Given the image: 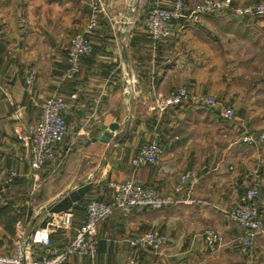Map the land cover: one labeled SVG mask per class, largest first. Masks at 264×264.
<instances>
[{
  "label": "crops",
  "instance_id": "crops-1",
  "mask_svg": "<svg viewBox=\"0 0 264 264\" xmlns=\"http://www.w3.org/2000/svg\"><path fill=\"white\" fill-rule=\"evenodd\" d=\"M171 1L0 0V179L14 171L12 186L26 185L16 190L20 197H14L13 188H0V207L11 204L18 214L13 233L0 225V254L10 252L13 243L44 221L40 214L51 196L41 194V205L31 211L27 195L40 176L38 191L51 193L47 186L54 162L35 173L28 164L31 144L19 136L38 117L41 102L59 94L67 102V132L56 146L57 155L78 144V131L84 139L72 150L62 175L73 174L75 185L63 191L86 180L93 186L71 207L69 226L58 221L49 226L51 247L73 239L87 201L110 199L108 181H137L175 200L161 208H114L97 225L96 254L74 253L64 264H129L131 256L139 264H264V232L253 238L257 257L252 262L228 244L212 250L203 236L209 228L227 238L238 231L213 205L229 208L239 203L258 165L263 179L256 201L264 227V143L241 139L264 125V59L257 60V50L264 48V16L258 21L240 17L229 7L204 14L196 23L179 18L171 23L172 34L155 41L144 27L145 15L155 5L169 8ZM185 1L191 9L202 0ZM260 1L233 0L232 6ZM94 3L101 10L88 33L92 51L81 58L77 76L67 80L66 46L73 33L87 26ZM22 14L28 27L22 25ZM32 71L36 78L30 85L25 76ZM179 84L231 103L236 120H224L189 101L163 112L151 109L154 96ZM105 130L112 133L108 141L91 140ZM146 141L160 146V162L134 165L131 159ZM152 229L168 236L163 246L130 245L132 238Z\"/></svg>",
  "mask_w": 264,
  "mask_h": 264
},
{
  "label": "built area",
  "instance_id": "built-area-1",
  "mask_svg": "<svg viewBox=\"0 0 264 264\" xmlns=\"http://www.w3.org/2000/svg\"><path fill=\"white\" fill-rule=\"evenodd\" d=\"M185 0H172L169 8L152 6L147 10L144 18V27L153 40L159 41L172 34L171 23L179 18H186L192 23L199 22L204 14L220 11L231 7L232 0H202L191 9H186ZM92 16L83 30L76 31L70 38L66 47V67L63 73L65 79H74L80 71L81 58L92 51V43L88 33L97 25V11L101 7L93 4ZM236 14L264 12V4L256 7H235ZM35 72L25 76L27 84H33ZM202 104L217 112L224 120H233L235 111L230 104L222 102L211 94L192 92L186 84H180L167 94H157L152 99L151 109L163 112L169 107L178 106L184 102ZM67 102L63 96L56 94L45 98L40 105L38 117L27 124L25 135L20 139L31 144V155L28 164L31 170L38 171L46 163L56 159V146L67 132L65 111ZM242 141L248 144L264 143V129L252 134H244ZM161 148L156 141L144 142L138 153L132 157L134 165L158 164L160 162ZM61 157V156H60ZM15 172L12 171L5 177L4 183H11ZM184 178V177H183ZM261 175L258 168L251 173V184L244 190L240 202L235 207L226 209L217 204L213 206L221 210L231 221L241 229L243 235L238 239L240 250L253 256V238L259 232H264L262 221L259 217L256 200L260 194L259 183ZM112 194L109 200L92 198L85 204L84 221L76 228L72 240L62 247L50 246L49 226L53 221H46L44 226L37 227L30 233L26 246L18 242L13 249L5 254H0V264H64L71 254L95 255L97 251V225L100 221L107 220L113 209L119 207L123 211L140 210L144 207L161 208L174 202L172 195H163L159 190L145 186L138 182L108 181ZM181 185L176 186L179 190ZM58 225L69 226L73 215L72 210L59 213ZM204 239L212 250L221 246V234L218 230H205ZM168 241V236L157 230H148L132 238L129 243L133 247L158 249ZM40 248L41 253L32 257V249ZM129 264H139L136 257L128 259Z\"/></svg>",
  "mask_w": 264,
  "mask_h": 264
},
{
  "label": "rangeland",
  "instance_id": "rangeland-1",
  "mask_svg": "<svg viewBox=\"0 0 264 264\" xmlns=\"http://www.w3.org/2000/svg\"><path fill=\"white\" fill-rule=\"evenodd\" d=\"M259 3L260 4H264V0H262V1H260V2H253V3H248V4H240V5H235V6H232V4H233V0H232V4H231V7L232 8H235L236 6L237 7H241V8H247V7H256L257 5H259ZM234 5V4H233ZM233 11H234V9H233ZM234 13H235V11H234ZM236 14V13H235ZM236 15H238V16H242V17H244V16H252L253 18H254V20H256L258 17H259V19L260 18H262V16H264V12H261V13H256V12H254V13H243L242 15H239V14H236ZM256 21H258V20H256ZM255 21V22H256ZM22 25H23V27H28L29 26V24H28V19H27V16L25 15V14H22ZM74 34V33H73ZM72 34V35H73ZM70 38H71V36H70ZM69 42H70V40H69ZM69 44V43H68ZM254 46V45H253ZM67 47V46H66ZM246 47H250V45H248V46H246ZM256 47V46H255ZM258 51V55H257V60L258 61H262V59H264V48H261V50L260 49H258L257 50ZM35 74H36V72H35ZM67 80H72V79H67ZM0 85H2V80H0ZM180 85V84H179ZM178 86V85H177ZM5 88V87H4ZM175 88V87H174ZM212 96H214L215 98H217V99H219V100H221L222 102H225V103H227V104H230L232 107H233V109H234V111H235V106H233L231 103H229V102H227V101H225V100H223V99H221V98H219L218 96H216V95H214V94H211ZM248 98H250V95H248ZM235 114H236V112H235ZM219 116V115H218ZM36 119V118H35ZM34 119V120H35ZM236 120V117L233 119V120H229L230 122H232V121H235ZM0 121H1V117H0ZM32 122V121H31ZM29 124V123H28ZM262 129H264V125L261 127V128H259L258 130H256L255 132H251L250 134H252V135H255V133H257L258 131H260V130H262ZM249 130H251V129H249ZM83 134H81V133H79V131H78V133H77V137L74 139V142H77L79 145H80V143L82 144L83 143V138L81 139L79 136H82ZM65 136H66V134H65ZM64 136V137H65ZM64 137H63V139H64ZM62 139V140H63ZM61 140V141H62ZM60 141V142H61ZM78 144H76V143H74V144H72L71 145V147H73L67 154H65V155H62L61 157L59 156V155H57L56 154V159H54L51 163H53L54 162V166H55V169H54V171H53V174L51 175V181L49 182V185L47 186V188H49L50 190H51V193L50 192H47V191H38V190H40V188H38L39 186H40V180L42 179V176H40L39 177V180H37L36 178L31 182V185H29V187L31 188V191H28L29 192V194L27 195V203L29 204V206L31 207V211H33V209H32V207L33 208H36V207H38L39 205H41V201H40V199H39V197L41 196V194L42 195H46V194H49V197L51 196V200H53L54 198H56L64 189H66V188H69V187H71V186H74L75 184H73L74 183V180H75V178H74V176H73V174L70 176V178H68V176H65L64 177V179H62L63 177H62V175L64 174V173H67V170H66V163H67V159L69 158V155L70 154H72V153H74V151H75V148H76V151H77V149H78ZM72 150H74V151H72ZM76 153V152H75ZM94 165H96L97 166V164L95 163ZM89 167V166H88ZM255 168H258V170H259V173H260V166L258 165V166H255L252 170H251V173H252V171L255 169ZM35 173H37L38 171H34ZM88 172H89V170H88ZM251 173H250V184H251ZM68 178V179H67ZM4 179H5V177L4 178H1L0 179V188L1 189H3V190H5V191H7L8 189L9 190H13L14 189V197H20L21 195L19 194V193H17V189L18 190H20L19 188H26V185H24V186H16V185H14V186H12V182L11 183H4ZM262 177H261V181H262ZM125 181H127V180H125ZM133 181V180H132ZM261 181H260V183H261ZM120 182H122V181H120ZM135 182H137V181H135ZM138 183H140V182H138ZM260 183H259V185H260ZM37 184V185H36ZM140 184H142V183H140ZM249 184V185H250ZM144 185V184H143ZM248 187V186H247ZM246 187V188H247ZM13 188V189H12ZM27 190H28V186H27ZM160 193H162V192H160ZM163 195H170L169 193H162ZM5 197V196H4ZM51 200H49V201H51ZM48 200L46 201V202H49ZM45 202V203H46ZM240 202V201H239ZM237 204H239V203H237ZM236 204V205H237ZM236 205H234L233 207H235ZM233 207H229V208H226V209H230V208H233ZM256 207L258 208V204H257V201H256ZM46 212V211H45ZM45 212H41V216H42V220H44V221H48V222H51V221H54L53 223H57V221H58V219H59V217H60V215H59V213H49V212H47V214H44ZM258 212H259V217H260V219H261V213H260V211H259V208H258ZM228 218V217H227ZM229 219V218H228ZM230 220V219H229ZM231 221V220H230ZM261 221H262V219H261ZM231 222H233V221H231ZM234 224H236L235 222H233ZM237 225V224H236ZM263 225V224H262ZM238 226V225H237ZM37 227H41L40 225H38ZM36 227V228H37ZM238 228H239V226H238ZM209 229H211V230H217V229H215V228H209ZM209 229H207V230H209ZM219 231V230H218ZM220 232V234H221V246L220 247H222L223 245H231V246H233L242 256H244L245 258H247V259H249L251 262L257 257L256 256V253L253 255V256H251L250 254H248V253H246V254H244L241 250H240V248H239V246H238V239L243 235V233H242V231H241V229L239 228L238 229V231L235 233V234H233V235H231L230 237H226L225 235H224V233L223 232H221V231H219ZM30 235V234H29ZM29 235L28 236H25V237H23V238H21L20 240H18L17 242H15V243H13L14 245L13 246H15V244L16 243H18V242H21L22 243V245H24V246H26L27 244H28V237H29ZM203 236H204V234H203ZM97 239V238H96ZM207 244V243H206ZM219 247V248H220ZM218 248V249H219ZM13 249V248H12ZM34 250V251H33ZM252 250L254 251V248H252ZM255 252V251H254ZM31 253H33V254H31ZM37 253H38V255L41 253V249L39 248V250H37V248L36 249H32V251L30 252V254H31V256L33 257V256H36L37 255ZM37 255V256H38ZM252 264H254V263H252Z\"/></svg>",
  "mask_w": 264,
  "mask_h": 264
},
{
  "label": "water",
  "instance_id": "water-1",
  "mask_svg": "<svg viewBox=\"0 0 264 264\" xmlns=\"http://www.w3.org/2000/svg\"><path fill=\"white\" fill-rule=\"evenodd\" d=\"M111 136L112 133L108 130H105L97 136L92 137L91 140L99 139L101 141H108ZM92 186L93 183L91 180H86L73 188L65 190L51 202H48L44 206V209L49 213H62L70 210L73 204L79 201L83 195H85L92 188ZM45 223L46 221H43L41 225L44 226Z\"/></svg>",
  "mask_w": 264,
  "mask_h": 264
},
{
  "label": "trees",
  "instance_id": "trees-1",
  "mask_svg": "<svg viewBox=\"0 0 264 264\" xmlns=\"http://www.w3.org/2000/svg\"><path fill=\"white\" fill-rule=\"evenodd\" d=\"M17 220L18 214L13 211L11 204L2 205L0 207V225H3L6 230L13 233Z\"/></svg>",
  "mask_w": 264,
  "mask_h": 264
}]
</instances>
